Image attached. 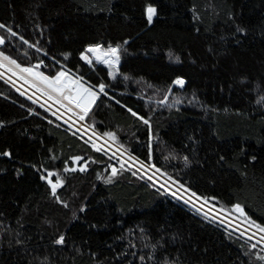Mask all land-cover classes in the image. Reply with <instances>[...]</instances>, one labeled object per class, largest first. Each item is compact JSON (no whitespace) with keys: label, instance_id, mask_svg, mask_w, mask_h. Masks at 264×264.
I'll list each match as a JSON object with an SVG mask.
<instances>
[{"label":"trees","instance_id":"trees-1","mask_svg":"<svg viewBox=\"0 0 264 264\" xmlns=\"http://www.w3.org/2000/svg\"><path fill=\"white\" fill-rule=\"evenodd\" d=\"M149 3L157 8L151 24ZM0 23L18 33L0 28V52L18 63L39 64L46 75L66 65L109 85L85 118L96 132H115L106 138L148 158L147 126L115 95L151 119L154 162L173 181L220 211L239 203L243 222L264 225V0H0ZM90 43H121L120 72L129 78L85 62ZM177 76L184 86L172 84ZM0 121V153H12L0 155V264H264V246L128 164L121 169L120 159L2 79ZM46 169L65 180L57 193L67 206L41 179ZM60 235L64 243L55 242Z\"/></svg>","mask_w":264,"mask_h":264},{"label":"snow or ice","instance_id":"snow-or-ice-1","mask_svg":"<svg viewBox=\"0 0 264 264\" xmlns=\"http://www.w3.org/2000/svg\"><path fill=\"white\" fill-rule=\"evenodd\" d=\"M145 14L147 17V22L151 24L153 22V17L157 14V8L149 3L146 6ZM7 28V32L10 33L12 36H17L18 33L13 31V28L7 26L5 24L0 23V28ZM19 40L23 41L25 44H29L31 48H36L37 51H44V49L38 47L37 43H30L28 40L25 39L23 35H19ZM5 43V38L0 36V45ZM127 41H124L123 44H126ZM127 51V49L123 48L121 43L116 44H108L106 47L101 43H90L86 46L85 51L80 53L81 58L84 61H87L88 64L92 65L94 62L98 64H103L107 66L108 75L113 79L116 78L117 74L119 73L124 77V79H128L126 73L120 72V63L122 55ZM27 54V53H26ZM67 56V54H65ZM177 59H179L177 57ZM55 60V57H53ZM43 60L39 63L43 64ZM7 67V71L11 72L14 76H17L19 80L24 81V83L29 84L32 89H35L37 93L41 94L42 98H46L45 102L40 105V107L44 108L48 106V101H52L54 105H57L56 111L52 112L53 116L60 115V110H64V115H67V119L64 121L65 124L69 125V130L72 127H75L76 124H79L80 121H85V118L89 115L90 110L93 108L94 105L97 104L98 100L102 97L109 96L107 85L104 82L99 83L98 85L93 84L91 81H86L85 77L79 73L70 74L72 72L71 69H68L65 65L61 67L59 70L56 71L55 75H46L43 71L39 70V64L36 65H23L22 63H18L16 59H13L11 56L5 55V53L0 52V68ZM172 84L174 85H185V79L181 76H177L173 81ZM149 87H155L153 85H148ZM21 89H17L20 91ZM159 91V89H157ZM168 92H171V87L168 88ZM35 95V93H34ZM168 95H164V101L168 100ZM29 100L33 99V96L28 97ZM110 99L114 100L117 104H122L124 108L127 109L132 116L137 117L140 121L143 122L144 125L147 126L148 129V158L146 160H141L138 156H128V161H134L131 164V169H137V165L139 166V170L147 169L148 172H152L153 175H148V172H145L148 180H153L156 174H159L161 177L164 178V182L160 183V189H165L166 185L169 181H172L174 185L178 186L177 191H173L171 188H167L166 190L170 192V194L174 197L179 195V189H183L184 193L190 194L189 201L192 197H197L198 194L189 186L185 187L183 183L179 180L172 179V176L168 174L167 171L162 170L161 167L154 162L153 152V126L151 119L146 117L145 115L140 114L139 110L134 109L133 107L129 106L123 100L117 99L115 95L110 96ZM161 101L160 103H163ZM179 102V101H178ZM36 103H39L37 100ZM48 110L51 111V107H48ZM35 112L34 108L29 107L28 113L32 114ZM64 115H60L61 119H64ZM73 117H76L75 123H73ZM4 122L0 121V125ZM81 131L84 132V135L81 136V139H84V136H87L88 139L85 141L86 143H90L92 148L96 149L97 151H104V145L99 144L94 141V138L97 137V132L93 128L91 130V135L88 134V129L85 128L83 124H80V127L76 128V131L73 133L74 135L79 134ZM103 137L111 138L112 140L116 139V133L112 131H106L103 134ZM111 151V149H109ZM0 155L4 156H11L12 153L10 151H5L0 153ZM115 155V154H114ZM167 159V157H165ZM221 159H224L221 157ZM253 160L256 159L255 156L252 157ZM73 162L81 160L80 156H73L71 157ZM185 165L191 163L187 156L183 157ZM126 161L121 158V169H123L126 165ZM87 165V161L78 165L80 171H84ZM35 167V165H34ZM69 169L66 167L65 171ZM71 170L75 171V168ZM47 175H42L41 179L47 181V183L51 187V195L61 204L67 206V202L62 200L59 194L57 193V189L60 188L61 185L65 183V180L56 175L55 179H53V172L45 170ZM119 174V170L116 166H111V173L110 176H116ZM138 171H133V175H137ZM143 178V177H142ZM159 183V181H158ZM153 187H156L154 184ZM159 190V189H158ZM179 199L184 200L185 196L180 195ZM200 200L207 201V197H198ZM215 199V197H213ZM195 207V205H194ZM236 212H239L240 215L245 216L244 208L241 207L239 203L233 204L231 206ZM83 210V208L81 209ZM221 211H224L222 208ZM205 217L207 218L208 213H204ZM215 219V217H213ZM245 223H250L252 227L258 230L259 233L264 234V225L258 224L255 220H252L251 217H246ZM260 240L264 241V235L260 236ZM65 237L64 235H60L56 243H64ZM20 241H17L19 243ZM155 247V246H154ZM251 247L255 248L256 245L252 244ZM141 261L145 259L144 256L140 257ZM264 259V257H262Z\"/></svg>","mask_w":264,"mask_h":264},{"label":"built area","instance_id":"built-area-1","mask_svg":"<svg viewBox=\"0 0 264 264\" xmlns=\"http://www.w3.org/2000/svg\"><path fill=\"white\" fill-rule=\"evenodd\" d=\"M0 79L4 80L6 83L10 84L11 86H13L16 89H21L20 92L24 93L25 95L29 96H33V99L35 102L38 100L39 103L38 104H43L45 102V100L38 96V95H34V92H32L29 88H27L25 85H23L21 82H19L15 77H13L12 75H10L9 73L5 72L3 69L0 68ZM33 94V95H32ZM48 107H51V111L48 110ZM46 110H48L49 112H53L56 111L57 107L54 106L53 104L48 102V106L44 107ZM60 115H64V112L60 110ZM60 115L56 116L59 119ZM67 119V115H64V119H61L62 121H65ZM76 119L73 118V123H75ZM80 124H83L85 126L86 129H88V134L91 135V130L82 122L80 121L79 124H76L75 127H73L74 129L80 127ZM82 134H84L83 131H81ZM94 141L99 143V144H103L104 148L109 150L111 148H109V146L106 144L107 141L100 136L99 134H97V137L94 138ZM115 157L119 158L121 160V158H123L124 161H126L129 166H131V164L134 161H128V156L130 155L128 152H126L125 150H122L121 148H117V149H111L110 151ZM139 170V166L137 165V169ZM148 175H153L152 172H150ZM153 183H155L156 185H158L160 187V183L164 182V178L161 177L159 174H156L153 178V180H151ZM159 181V183H158ZM167 188H171L173 191H177L178 190V186L174 185L171 181H169L166 185V188L164 190H166ZM167 191V190H166ZM168 192V191H167ZM170 193V192H169ZM183 195L185 196V199L183 201H185L189 206L193 207L194 209H196L197 211L201 212L202 214H204L205 212L208 213V217H215V220H217L219 223L245 235L246 237L254 240L255 242H259L260 245L264 246V241L260 240V236L264 235L262 233H259L257 230L247 226V225H243V224H234L233 222H231L223 213L217 211L216 209L207 206L199 201H197L196 199H194L193 197L191 198V200L189 201V195L190 194H185L184 191L182 189H179V195ZM177 197V196H176ZM179 199V197H177ZM181 200V199H180ZM195 205V207H194ZM206 207L207 209H205L204 207Z\"/></svg>","mask_w":264,"mask_h":264},{"label":"rangeland","instance_id":"rangeland-1","mask_svg":"<svg viewBox=\"0 0 264 264\" xmlns=\"http://www.w3.org/2000/svg\"><path fill=\"white\" fill-rule=\"evenodd\" d=\"M87 62V61H86ZM97 63V62H96ZM103 65V64H102ZM180 86V85H179ZM191 101H188V103H190ZM107 139V138H106ZM78 161H75L74 164L77 165ZM143 177H145L146 179L147 176L145 175V172H148L147 169H143V170H137ZM150 172H148L149 174ZM61 187V186H60ZM59 189V188H58ZM183 190V189H182ZM184 191V190H183ZM179 197V196H177ZM194 199H196L197 201L209 206L207 203L201 201L200 199L193 197ZM183 201V200H182ZM184 203H186L185 201H183ZM187 204V203H186ZM204 207V206H203ZM205 209H207L206 207H204ZM216 209V208H215ZM217 211L223 213L231 222H233L234 224H243L246 225L247 223L243 222L242 220H244L243 216L240 215L239 212H236L233 208L229 209L228 211H220L218 209H216ZM255 229V228H254ZM257 230V229H255ZM258 231V230H257Z\"/></svg>","mask_w":264,"mask_h":264},{"label":"bare ground","instance_id":"bare-ground-1","mask_svg":"<svg viewBox=\"0 0 264 264\" xmlns=\"http://www.w3.org/2000/svg\"><path fill=\"white\" fill-rule=\"evenodd\" d=\"M46 182V181H45ZM215 209V208H214ZM210 219H212V220H214V221H216V222H218L217 220H215V219H213V218H211V217H209ZM256 243H258L259 244V242H256Z\"/></svg>","mask_w":264,"mask_h":264},{"label":"water","instance_id":"water-1","mask_svg":"<svg viewBox=\"0 0 264 264\" xmlns=\"http://www.w3.org/2000/svg\"><path fill=\"white\" fill-rule=\"evenodd\" d=\"M46 184H48V183H47V181H46ZM48 186L50 187V185H49V184H48ZM50 188H51V187H50Z\"/></svg>","mask_w":264,"mask_h":264},{"label":"crops","instance_id":"crops-1","mask_svg":"<svg viewBox=\"0 0 264 264\" xmlns=\"http://www.w3.org/2000/svg\"><path fill=\"white\" fill-rule=\"evenodd\" d=\"M29 85V84H28ZM30 86V85H29ZM33 90H35V89H33ZM40 94V93H39ZM52 102V101H51Z\"/></svg>","mask_w":264,"mask_h":264}]
</instances>
